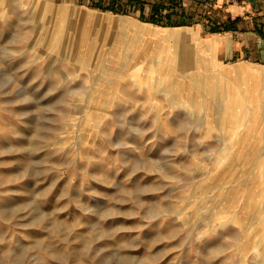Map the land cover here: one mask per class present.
I'll use <instances>...</instances> for the list:
<instances>
[{"label":"rangeland","instance_id":"1","mask_svg":"<svg viewBox=\"0 0 264 264\" xmlns=\"http://www.w3.org/2000/svg\"><path fill=\"white\" fill-rule=\"evenodd\" d=\"M136 14L0 0V264H264L263 15Z\"/></svg>","mask_w":264,"mask_h":264},{"label":"trees","instance_id":"2","mask_svg":"<svg viewBox=\"0 0 264 264\" xmlns=\"http://www.w3.org/2000/svg\"><path fill=\"white\" fill-rule=\"evenodd\" d=\"M210 0H129L128 3L112 1L108 4L99 2L93 7L101 8L102 10H112L116 13L136 14V10H140L139 18L146 22H152L163 26H179L182 24L190 25L195 22H200L202 19L208 20L203 23L207 32H218L224 30L236 29L233 23L229 20L219 22L213 18L216 14H223L222 8L214 9L209 3ZM146 4L149 8L146 10ZM226 14V13H225Z\"/></svg>","mask_w":264,"mask_h":264},{"label":"crops","instance_id":"3","mask_svg":"<svg viewBox=\"0 0 264 264\" xmlns=\"http://www.w3.org/2000/svg\"><path fill=\"white\" fill-rule=\"evenodd\" d=\"M75 1H78L79 3L81 4H88L89 6H94L95 4L99 3V2H102L103 4H108L112 1H115L117 2L118 0H75ZM122 3H128L129 0H120ZM148 2H153V0H146ZM185 3H186V0H184ZM231 4L233 5V9L235 10V12L238 14L237 15V18H234L233 20L230 18L231 17V14H230V10H227L225 9L224 7L226 6V1L225 0H220L218 5H216V7H213L214 9L216 8H222V11L224 12L225 10L228 12L226 14H216L213 16V18H216L218 19L219 22H224L225 20H229L230 23H233L235 28L236 29H233V30H227V31H233L234 33L236 32H240L241 29H240V24H242V22L244 21L243 19L245 18H248L249 19V22L252 26H254V24H257V20L258 19V15H263V21H264V0H231ZM146 10H148L149 6L148 4H146ZM101 9V8H99ZM108 12H114L112 10H107ZM137 14H138V17H139V14H140V10L137 9L136 10ZM250 13V14H249ZM123 15H126L124 13H121ZM129 15H132L130 13H128ZM136 14V15H137ZM246 14V17H244L243 15ZM127 16V15H126ZM134 16V15H133ZM257 16V17H256ZM140 19V18H139ZM206 22H208V20H206ZM150 24H153L151 22H149ZM194 24V23H192ZM192 24L190 25H185V24H182V25H179V26H169V27H183V26H186V27H190ZM256 29V28H254ZM258 30V29H256ZM259 31V30H258ZM224 32V31H222ZM261 33L263 31H260ZM209 33H212V32H209ZM220 31L219 32H214L212 35H217L218 39H221L223 40L222 37H220L219 35ZM264 36V34H263ZM211 37V36H210ZM254 39H252V41L254 42ZM220 40V41H221ZM253 42H242L240 46H233L231 44V53L232 51L236 50L234 52V54H239V51L238 49H240V52L244 55L246 54L248 57L250 58H254L253 56L256 55V61H255V64H259V65H262L260 63H257V62H263L264 63V44H255ZM251 44V45H250Z\"/></svg>","mask_w":264,"mask_h":264},{"label":"bare ground","instance_id":"4","mask_svg":"<svg viewBox=\"0 0 264 264\" xmlns=\"http://www.w3.org/2000/svg\"><path fill=\"white\" fill-rule=\"evenodd\" d=\"M99 14H102V15H100L103 19H105V18H111V20H115V21H118V20H128V18L129 17H127V16H111V15H105L104 13H99ZM107 16V17H106ZM109 16V17H108ZM122 29H124L125 30V32H126V34H128V32H127V29H125V28H122ZM191 33V31L189 30V29H187V28H178V29H175V30H172V31H170V34H172V39L173 38H178L179 40V42H183L184 40H186V38H187V36L189 35ZM165 59H166V61H169V62H174V57L171 55V54H167L166 55V57H165ZM184 59V58H183ZM186 60V59H185ZM195 61V60H194ZM182 63V62H181ZM263 74H264V71L262 72ZM254 74H255V79H254V89H256V86H257V84H258V78H264V76L263 77H260V73L258 72V71H255L254 72ZM241 81H238V80H236L235 82H233V85H234V90H236L237 92H239V83H240ZM260 84V83H259ZM254 91V90H253Z\"/></svg>","mask_w":264,"mask_h":264}]
</instances>
